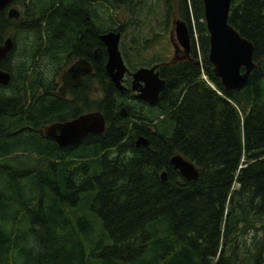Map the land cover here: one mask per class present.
<instances>
[{
    "label": "trees",
    "instance_id": "trees-1",
    "mask_svg": "<svg viewBox=\"0 0 264 264\" xmlns=\"http://www.w3.org/2000/svg\"><path fill=\"white\" fill-rule=\"evenodd\" d=\"M153 2L164 26L184 21L189 36L184 58L151 57L164 80L153 105L116 89L99 39L125 33L110 11L141 0H13L16 19L0 12V42L13 39L0 63L10 75L0 86V264H264V0L230 2L227 21L255 64L230 91L207 60L202 0ZM144 47L131 39L135 58ZM79 57L91 73L56 95ZM93 110L102 133L64 147L44 136L42 125ZM175 153L195 180L172 168Z\"/></svg>",
    "mask_w": 264,
    "mask_h": 264
},
{
    "label": "water",
    "instance_id": "water-1",
    "mask_svg": "<svg viewBox=\"0 0 264 264\" xmlns=\"http://www.w3.org/2000/svg\"><path fill=\"white\" fill-rule=\"evenodd\" d=\"M232 0H202L204 24L208 36L207 60L212 66L213 76L218 78L221 87L226 90L241 88L248 77L249 72L255 66L252 61L253 45L250 41L240 36L239 33L228 23V10ZM13 0H0V12L5 10L7 18L16 19L18 10L11 5ZM174 36L183 52L187 54L189 48V36L184 21L173 22ZM119 31H107L99 36L106 52L104 70L113 85L121 91L123 86L120 82L122 75L127 71L119 49ZM13 47V39L6 36L0 42V63ZM155 65L140 67L131 74L132 87L135 91L134 98L152 105L156 102L159 92L164 86V80L159 78L155 71ZM91 66L84 58L72 61L58 76L59 85L55 94L61 96L67 87L76 84L80 77L88 74ZM10 75L0 68V86L9 82ZM140 83L139 88L134 86ZM125 114L124 107L120 110ZM104 117L98 110L82 113L75 118L66 121H56L42 125L41 129L45 137L51 139L57 146L72 145L89 133H102L104 130ZM136 145H146L144 137H138ZM169 163L172 168L187 180H195L197 169L194 165L175 153L170 156ZM161 180H165V173H160Z\"/></svg>",
    "mask_w": 264,
    "mask_h": 264
},
{
    "label": "rangeland",
    "instance_id": "rangeland-1",
    "mask_svg": "<svg viewBox=\"0 0 264 264\" xmlns=\"http://www.w3.org/2000/svg\"><path fill=\"white\" fill-rule=\"evenodd\" d=\"M137 0H131L134 3ZM142 6L129 9L128 7H120L115 11H110L111 19L115 24H121L128 22V26L125 30V33L120 35L119 41L122 42L123 48L128 52L127 56L130 58L132 63L129 65L137 69L139 67H148L154 63L155 60H152V56L160 59L163 62H171L176 59H182L185 57L182 48L176 42L174 36V26L173 22L176 20L170 18L166 26L163 22L161 23L160 17V7L156 5L153 0H141ZM153 2V3H152ZM150 3L149 13H147V5ZM15 7V6H14ZM16 8V7H15ZM108 17V15H107ZM10 30V29H9ZM132 33L134 35H132ZM136 37L137 45L145 46L144 50L140 54L145 55V59L135 58V51L130 50L131 39ZM119 42V44H120ZM129 49V51H128ZM120 52V51H119ZM129 53H131L129 55ZM121 55V54H120ZM148 57H150V63H148ZM122 58V57H121ZM125 67L126 62L122 59ZM128 71H133L129 70ZM57 77V81H58ZM59 84V81H58ZM142 109H144L141 106ZM250 241V233L246 235V243Z\"/></svg>",
    "mask_w": 264,
    "mask_h": 264
},
{
    "label": "flooded vegetation",
    "instance_id": "flooded-vegetation-1",
    "mask_svg": "<svg viewBox=\"0 0 264 264\" xmlns=\"http://www.w3.org/2000/svg\"><path fill=\"white\" fill-rule=\"evenodd\" d=\"M189 49V48H188ZM188 52V51H187ZM93 55H95V53L93 52ZM184 55L185 56H187V54H185L184 53ZM80 58V57H79ZM82 58V57H81ZM86 60V59H85ZM176 60H178V59H176ZM87 62H89L88 60H87ZM171 62H173V61H171ZM89 64H90V66H91V63L89 62ZM153 65H155L156 67H155V71H157L158 72V63H154V64H152V65H150V66H148V67H151V66H153ZM66 68V67H65ZM140 68V67H139ZM64 70V69H63ZM62 70V71H63ZM134 70H136V69H134ZM133 70V71H134ZM91 71H92V67H91ZM91 71L89 72V73H91ZM133 71H126L123 75H122V78H121V80H120V82H121V84H122V86H123V89L121 90V91H123V90H126L127 91V89H128V94L129 95H131V97L134 99V100H136V101H139V102H141V103H143V104H147V103H145L144 101H141V100H138V99H136V98H134V94H135V91H133L132 89H131V87H132V77H131V74H132V72ZM88 73V74H89ZM85 75H87V74H85ZM84 76V75H83ZM158 76H159V72H158ZM82 77V76H81ZM80 77V78H81ZM159 78H161L160 76H159ZM163 79V78H162ZM80 80V79H79ZM79 82V81H78ZM77 82V83H78ZM60 83V82H59ZM76 83V84H77ZM140 83H135L134 84V86L136 87V88H139V85ZM59 85V84H58ZM58 85H57V87H58ZM73 85H75V84H73ZM70 86H72V85H70ZM69 86V87H70ZM57 87H56V90H57ZM69 87H67L66 89H65V92L61 95V97H64V98H67L68 97V95H67V89L69 88ZM55 90V91H56ZM161 92V91H160ZM159 92V93H160ZM55 93V92H54ZM159 95V94H158ZM158 98V97H157ZM157 101V100H156ZM156 103V102H155ZM147 105H149V104H147ZM153 105V104H152ZM122 108V107H121ZM121 110V109H120ZM125 110V109H124ZM125 115V114H124ZM75 118V117H74Z\"/></svg>",
    "mask_w": 264,
    "mask_h": 264
}]
</instances>
